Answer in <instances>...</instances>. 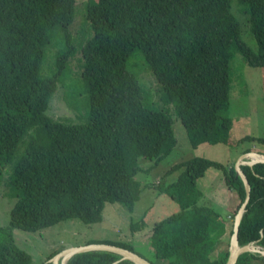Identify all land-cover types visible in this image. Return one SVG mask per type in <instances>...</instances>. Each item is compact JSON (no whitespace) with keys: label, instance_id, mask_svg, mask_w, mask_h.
Wrapping results in <instances>:
<instances>
[{"label":"trees","instance_id":"obj_1","mask_svg":"<svg viewBox=\"0 0 264 264\" xmlns=\"http://www.w3.org/2000/svg\"><path fill=\"white\" fill-rule=\"evenodd\" d=\"M231 2H83L92 31L80 51L88 114L84 122L73 123L46 113L69 50L57 56L52 77H42L41 67L53 27L59 25L68 36L76 0H0V186L16 200L8 225L0 226V264H33L32 255L17 243L16 229L37 231L72 218L98 222L106 202L132 209L142 190L135 178L138 159L157 163L176 146L167 109L181 120L192 149L219 142L231 148L237 142L229 136L230 60L235 51L249 67L264 68V0H237L243 21ZM243 33L253 37L256 49ZM146 71L157 82L162 110L145 101L152 96L141 81ZM26 135L22 154L7 168ZM234 163L193 157L169 167L167 172L180 171L177 178L157 186L179 209L156 220L145 234L156 260L226 264L234 216L246 198ZM211 168L221 172L230 190L226 219L197 204L214 197L210 188L198 185ZM240 169L251 194L239 226V245L264 249V162ZM141 224L129 226L130 238L142 233ZM99 244L136 253L131 243ZM58 253L40 264H52ZM254 262L264 264V256L246 253L237 260ZM66 264L132 263L95 251L75 255Z\"/></svg>","mask_w":264,"mask_h":264},{"label":"rangeland","instance_id":"obj_2","mask_svg":"<svg viewBox=\"0 0 264 264\" xmlns=\"http://www.w3.org/2000/svg\"><path fill=\"white\" fill-rule=\"evenodd\" d=\"M85 1L76 0L75 16L69 26L67 37L59 25H55L51 30V42L46 48L41 67L42 77H52L58 68L57 56L69 50L68 59L58 76L56 91L51 97L46 113L54 119L64 121V117L69 120L67 122L73 123L84 122L88 114V95L81 79L80 53L82 44L92 36L89 23L85 19V8L82 5ZM236 2L237 0H232L231 8L233 7L238 18L243 21L245 14L241 12L240 5H234ZM242 37L253 49H256L253 37L250 36L248 39L244 33ZM141 81L152 94L145 96V101L150 107L162 110V101L157 100L159 89L155 79L146 71L142 73ZM166 111L173 119L172 128L176 137V146L167 157L157 163L145 158L138 159L140 170L135 178L140 182L142 190L132 209H127L118 203L106 202L101 220L98 222L84 223L72 218L61 220L37 231L16 229L17 243L32 255L33 264L43 263L53 253L83 247L92 242L131 243L134 251L146 260L165 264L164 261L155 259L149 235L145 236V234L156 220H161L179 209L178 204L167 193L159 191L157 186L158 182H161V186L167 185L177 178L180 171L167 172L169 167L193 157L211 159L229 165L237 159L240 152L245 150L264 156V142H258L259 138L264 139V68L249 67L235 51H232L230 60L228 118L230 139L237 142H232L231 148L219 142L217 145L200 144L192 149L188 144L181 120H178L168 109ZM243 137L247 138L239 141ZM27 138L28 135L20 142L7 168L13 167L15 159L22 154L24 141ZM2 176L5 174L2 173ZM198 185L205 189L210 188L214 197L200 199L197 204L212 207L222 219H226L230 213V203L225 205L230 190L227 189L221 172L214 168L208 169L205 177L198 181ZM7 191V187L0 186V226L8 225L9 211L16 201L15 198L8 196ZM136 223H142L143 231L130 238L129 226Z\"/></svg>","mask_w":264,"mask_h":264},{"label":"water","instance_id":"obj_3","mask_svg":"<svg viewBox=\"0 0 264 264\" xmlns=\"http://www.w3.org/2000/svg\"><path fill=\"white\" fill-rule=\"evenodd\" d=\"M259 162H264V156H259L258 154H255V153H248V154H241L240 156H238V158L235 160V163H234L236 173L240 176L242 181H244V184L246 187V198L234 216L233 232L230 237L229 254H228L226 264H237V260L239 259V257L246 253H256L261 256H264V249H261L254 244L245 245V246L239 245V226L241 223L242 216L250 200V194H251L250 182L247 176L245 175V173L241 171L240 166L244 164L253 166V164H256ZM95 251L110 252V253L116 254L120 256V260H126V261L131 262L132 264H151L149 261L140 257L134 252H131L129 250H126V249H123L117 246H113L110 244H99V243L88 244L83 247L64 250L56 254L51 259V263L52 264H66L67 261L75 255L87 253V252H95Z\"/></svg>","mask_w":264,"mask_h":264},{"label":"crops","instance_id":"obj_4","mask_svg":"<svg viewBox=\"0 0 264 264\" xmlns=\"http://www.w3.org/2000/svg\"><path fill=\"white\" fill-rule=\"evenodd\" d=\"M217 145V144H216ZM227 164V163H226Z\"/></svg>","mask_w":264,"mask_h":264}]
</instances>
